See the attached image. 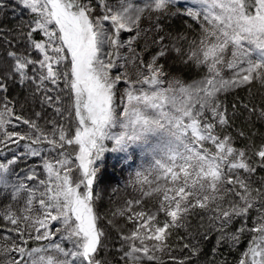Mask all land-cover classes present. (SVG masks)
<instances>
[{"label": "snow or ice", "instance_id": "snow-or-ice-1", "mask_svg": "<svg viewBox=\"0 0 264 264\" xmlns=\"http://www.w3.org/2000/svg\"><path fill=\"white\" fill-rule=\"evenodd\" d=\"M176 3L178 0H117L115 4L109 0H15L12 6L9 0H0V22L9 9L13 19L27 13V19H20L13 29L0 27V40L9 49L7 61L0 64V158L5 160L0 162V188L10 193L12 201L23 202L19 214L8 207L3 218L17 226L10 232L48 242L27 249L14 237L6 236L11 245L0 247V264H109L100 256L106 248V231L95 210L101 193L94 185L103 173L98 162L107 150L105 142H113L114 152L129 150L125 135L128 125L113 118L120 92L117 86L124 85L121 114H127V104L140 98L141 88L157 84L158 75L154 78L153 70L155 74L165 73L161 59L174 53L181 63L187 62L181 59L180 46L166 43L165 35H156L162 31L159 23L150 30L140 27L142 19L153 16L159 20L164 15L183 14L193 19L207 15L204 0H195V8L169 12L170 5ZM249 13L264 15V0H248L245 15ZM122 33L131 35L121 39ZM141 40L143 47L138 51L135 45ZM121 49L127 52L122 54ZM149 49L155 51L145 60ZM130 63L146 77L141 88L127 75ZM114 69L118 71L112 75ZM9 82L27 86L33 99L38 96L41 111L34 112L33 117L17 115L15 104L7 97ZM246 85L240 72L219 82L203 77L187 84L182 89L184 95L171 99L172 105L179 99L191 108L188 117L195 124L189 127L197 142L193 148L198 145L203 151L205 143H210L227 153L222 159L232 198L211 208L194 203L175 212L160 206L143 207L147 194L127 201L123 209L112 213L127 216L133 225L120 235L117 252L122 264H201L204 245L213 235L215 243L210 251L214 259L208 264H218L225 246L231 251L245 241L236 264H264V177H256L258 170L264 171V141L256 145L249 140L245 148L238 149L232 146L231 135L221 136L217 131L229 127L231 120L220 96ZM65 93L72 101L67 107ZM243 107L264 120V108L257 112L255 106ZM235 108L233 105V113ZM46 109H52L55 116L41 124ZM57 118L64 123H58ZM72 120L74 134L69 126ZM21 124L27 126L25 130H8ZM21 141L25 143L21 145ZM66 146H74V155ZM6 153L11 154L10 159ZM31 158H39V164L28 168L23 179L11 180L12 166ZM37 167L43 169L44 178ZM192 217L199 223L193 225ZM237 222L239 227L234 228ZM53 223L59 227L53 228ZM180 229L184 236L174 247L171 237Z\"/></svg>", "mask_w": 264, "mask_h": 264}, {"label": "rangeland", "instance_id": "rangeland-1", "mask_svg": "<svg viewBox=\"0 0 264 264\" xmlns=\"http://www.w3.org/2000/svg\"><path fill=\"white\" fill-rule=\"evenodd\" d=\"M109 2L115 4L117 0H109ZM204 4L207 5L204 9L206 16L201 15L198 19L190 17L197 22L200 34L198 45L188 52L189 61L202 68L214 81L228 79L233 73L240 72L247 84L257 83L263 86L264 15L252 13L245 15L243 0H204ZM12 5L15 6V1ZM195 7V0H178L175 5H170L168 11L175 13L177 9L183 11L184 8ZM156 21V16L150 20L142 19L140 27L149 30ZM126 34L122 33L121 39ZM129 35L131 34L128 33ZM126 52L127 49H121L122 54ZM143 58L149 59L148 56ZM160 63L164 65L165 73L155 74L153 70L154 78L158 75L157 79L162 87L158 90L153 86L141 88L146 77L136 70L134 64L127 65V75L135 82L137 88H141L138 93L140 98L128 103L127 114H121L124 85H118L120 92L115 98L118 107L113 113V118L127 123L125 135L129 150L127 153L114 152L111 150L114 146L113 142L106 141L107 150L102 161L98 162L99 167L102 171L125 169L126 178L129 181L136 179L131 183L138 187L143 185L145 187V184L153 180L154 175L160 173V183L166 195L170 196L167 200H170L169 203L172 202L173 208L178 211L181 207L185 209L194 203L209 205L218 200L231 199L232 197L229 198L230 190L227 187L229 179L223 168L224 159H222L227 156V153L218 151L216 148L201 152L193 148V144L196 143L193 140L195 132L189 125H194L195 122L188 117L191 109L188 110L186 105L178 99L175 105L170 103L173 97L179 95L180 90H177V85H180L181 79L170 72L161 60ZM0 64H4L1 58ZM117 71L114 69L112 75H115ZM13 122L18 123L14 117ZM39 123L42 124V120ZM74 125L75 120H72L70 127L73 134ZM26 127L21 124L19 128L9 127L8 130L23 131ZM24 143L25 141L20 142L21 145ZM9 147L21 153L24 151L23 147L19 149L15 145H9ZM125 156L127 159H124ZM6 157L10 159L11 154L6 153ZM217 158H221L219 163L215 162ZM0 162H5L4 158H0ZM38 164L39 158L19 161L12 166L13 174L10 179L13 181L21 177L23 179L27 169ZM113 166L115 168L111 169L110 167ZM37 172L41 178L45 177L41 167H37ZM102 175L110 176L111 174H106L104 170ZM105 178L108 179L107 176ZM106 183L108 182L105 181L103 188L106 187L108 191L111 187ZM3 190L0 188V193ZM52 227L56 228L59 225L53 223ZM54 239L58 240L59 236ZM41 242L40 247L48 243ZM64 246L69 247L67 243ZM118 248L106 247L100 253L101 258L120 260ZM0 256L3 254L0 253ZM117 264H121V261Z\"/></svg>", "mask_w": 264, "mask_h": 264}, {"label": "trees", "instance_id": "trees-1", "mask_svg": "<svg viewBox=\"0 0 264 264\" xmlns=\"http://www.w3.org/2000/svg\"><path fill=\"white\" fill-rule=\"evenodd\" d=\"M14 1L15 0H9V4L12 5ZM247 4L248 0H243L244 10L247 8ZM22 18L27 19V13H21L19 16L13 19L11 10L9 9V11L6 13L5 20L3 22H0V27L13 29ZM155 23H159L162 28V31L156 33V35H165L166 43L176 44L180 46L183 51V56L181 57V59H186L187 61L185 63H181L176 59L174 53L165 59H161L162 63H164L168 67L170 72L176 74L181 79L180 85H177V90H180V92L179 95H176V97L179 98L180 96L184 95L182 89H184L187 84H192L200 81L203 77H209V75L202 68H199L194 63H191L187 57L188 52L198 45L197 43L200 34L199 26L197 22L190 17L182 15L180 16V14L175 16H163L162 18L154 22V24ZM154 24H152V27ZM126 37H128V33L123 37V39H125ZM135 46L139 51L143 47V40L139 41ZM8 50V46L4 43L3 40H0V58L4 64L7 61ZM154 51L155 49H149V52L145 54L144 57H150V55ZM262 83L264 84V81ZM61 87H63L62 83ZM153 88L156 90L162 88L158 79L157 84L153 86ZM0 95L3 94L0 93ZM7 97L15 104L14 111L17 115H20L22 117H33L34 112L41 111L38 96L36 97V99H33L27 86H22L19 83L13 84L9 82V91L7 93ZM63 98L66 107L71 104V98L66 93L63 94ZM220 100L228 109V113L231 117L229 127L223 130L219 128L217 129L221 136L231 135L233 137L232 146L238 149L245 148V146L249 143V140L253 141L256 145H259L262 141H264V120L257 119L256 115H250L248 110L243 107L244 104H248L250 107L255 106L257 112H259L260 109L264 108V85L262 86L257 83H250L246 86H241L221 95ZM178 101L184 103L179 99ZM233 105H236L234 113ZM187 109L189 110L191 108L187 107ZM54 116L55 113L52 111V109H46L45 116L41 119L43 122L42 124H44L45 119H49ZM57 121L58 123H64V121L60 120L59 118H57ZM71 125L72 123L69 126ZM240 132H243L245 135L240 136ZM66 147L67 150L74 155V146ZM209 149L215 148L210 143H205L203 151ZM197 151L201 152L198 145ZM110 168L114 169L115 166ZM104 170L106 174L110 173L111 175H102L95 185V189L101 193L100 199L96 202L95 210L102 217L99 223L104 227L106 231V247H120L121 233H126L133 226L127 220V216L123 217L119 215H112L113 212H118L119 209H123L127 201L136 200L140 198L141 194H147L149 197L144 198L143 207L154 209L155 207L160 206L164 209L172 210L173 212L178 211L173 208L172 202L169 203L170 200H167V197L170 196L166 195L163 186L160 183V173L154 175L153 180L145 184V187L144 185L138 187L134 183H131L136 181V179L134 181H129L126 178L125 169ZM105 176H107L108 179H106ZM256 177H264V171L258 170ZM20 179H22V177ZM105 181H107L108 183L106 184H109V187H111V189L109 188L108 191H106V187L103 188ZM256 183L259 184L258 179H256ZM225 196L228 195L225 194ZM229 198H231V196H229ZM222 201L225 200H218L217 202L211 203L208 206L211 208L214 204H219ZM8 207H13V209L19 214V210L23 207V202L21 201V203L17 204L15 201H12L10 193L3 190V192L0 193V247L4 246L5 244H7L8 246L11 245L10 240H5L6 236L14 237L16 243L26 247L27 249L40 247L42 245L41 241H36L35 239L28 238L27 236L22 237L20 233L9 231L10 229L17 226L11 225L7 220L3 218V212ZM136 207L138 208L139 206ZM182 209L183 208L181 207L180 210ZM160 219H163V214H161ZM109 221H111V223ZM191 223L193 225L199 223L198 218L192 217ZM249 226H251L250 221ZM18 227L23 229L25 228V225L19 224ZM233 227L238 228L239 222H237ZM183 236V229L177 230L173 233L171 240L174 247L179 245L180 238ZM25 240L27 241L26 244L24 243ZM214 243L215 236L213 235L210 241L206 242L204 245V253L200 257L201 264H208L209 261L214 259L210 251ZM246 243L247 242L245 241L244 244H242L239 248L232 249L231 251H229L225 246L222 250V256L217 258L218 264H223V261L225 259L228 261V264H236V262L240 258L241 253L246 247ZM2 259L3 256H0V260ZM107 261L109 262V264H117V262H120V260L114 259H110Z\"/></svg>", "mask_w": 264, "mask_h": 264}]
</instances>
